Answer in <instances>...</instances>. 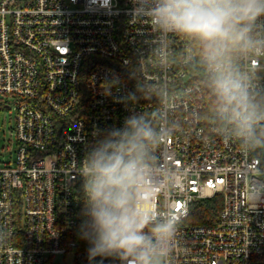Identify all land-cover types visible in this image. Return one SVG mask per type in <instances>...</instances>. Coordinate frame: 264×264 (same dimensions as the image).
<instances>
[{
	"label": "built area",
	"instance_id": "built-area-1",
	"mask_svg": "<svg viewBox=\"0 0 264 264\" xmlns=\"http://www.w3.org/2000/svg\"><path fill=\"white\" fill-rule=\"evenodd\" d=\"M198 52L135 0H0V104L15 105L0 264H86L81 162L131 114L160 134L142 206L179 220L163 264H264V147L246 149L217 118ZM238 64L264 103V51ZM215 195L217 222L188 223L191 204Z\"/></svg>",
	"mask_w": 264,
	"mask_h": 264
},
{
	"label": "clouds",
	"instance_id": "clouds-1",
	"mask_svg": "<svg viewBox=\"0 0 264 264\" xmlns=\"http://www.w3.org/2000/svg\"><path fill=\"white\" fill-rule=\"evenodd\" d=\"M164 34L179 33L198 47L217 118L246 149L264 147V103L238 60L264 51L256 28L264 0H135ZM159 132L143 114L97 133L81 162L83 207L78 235L89 261L163 264L179 223L175 214L153 217L139 199L147 188Z\"/></svg>",
	"mask_w": 264,
	"mask_h": 264
},
{
	"label": "rangeland",
	"instance_id": "rangeland-1",
	"mask_svg": "<svg viewBox=\"0 0 264 264\" xmlns=\"http://www.w3.org/2000/svg\"><path fill=\"white\" fill-rule=\"evenodd\" d=\"M15 124V105L8 100V108L0 104V165L14 158L15 148L13 128Z\"/></svg>",
	"mask_w": 264,
	"mask_h": 264
},
{
	"label": "trees",
	"instance_id": "trees-1",
	"mask_svg": "<svg viewBox=\"0 0 264 264\" xmlns=\"http://www.w3.org/2000/svg\"><path fill=\"white\" fill-rule=\"evenodd\" d=\"M221 196L215 195L212 198L193 202L189 209L187 222L195 225H212L218 220L221 210ZM100 260L87 261L86 264H99ZM104 264V263H103Z\"/></svg>",
	"mask_w": 264,
	"mask_h": 264
}]
</instances>
